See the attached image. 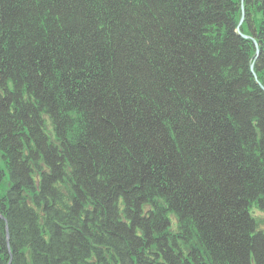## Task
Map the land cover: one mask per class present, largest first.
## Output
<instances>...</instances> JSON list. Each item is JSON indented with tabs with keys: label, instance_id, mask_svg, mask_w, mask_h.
<instances>
[{
	"label": "trees",
	"instance_id": "1",
	"mask_svg": "<svg viewBox=\"0 0 264 264\" xmlns=\"http://www.w3.org/2000/svg\"><path fill=\"white\" fill-rule=\"evenodd\" d=\"M258 83L264 0H0V264H264Z\"/></svg>",
	"mask_w": 264,
	"mask_h": 264
},
{
	"label": "water",
	"instance_id": "2",
	"mask_svg": "<svg viewBox=\"0 0 264 264\" xmlns=\"http://www.w3.org/2000/svg\"><path fill=\"white\" fill-rule=\"evenodd\" d=\"M242 20H243V10H242V16H241V19H240V21H239V24H238V27H237V32L239 33V34H241L243 37H248V38H252L251 36H247V35H244V34H242L241 32H240V23L242 22ZM253 40V43H254V45H255V48H256V52H255V56L257 57L258 56V53H259V50H258V47H257V44H256V41L254 40V39H252ZM251 69L253 70V65H251ZM253 72V71H252ZM253 74H254V72H253ZM259 84V86L264 90V86L261 84V83H258ZM0 217H1V215H0Z\"/></svg>",
	"mask_w": 264,
	"mask_h": 264
},
{
	"label": "bare ground",
	"instance_id": "3",
	"mask_svg": "<svg viewBox=\"0 0 264 264\" xmlns=\"http://www.w3.org/2000/svg\"><path fill=\"white\" fill-rule=\"evenodd\" d=\"M258 50H259V48H258ZM258 55H259V53H258ZM255 58H256V56H255ZM6 242H7V244H8V240H9V235H8V232H7V230H6Z\"/></svg>",
	"mask_w": 264,
	"mask_h": 264
}]
</instances>
